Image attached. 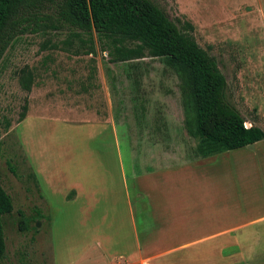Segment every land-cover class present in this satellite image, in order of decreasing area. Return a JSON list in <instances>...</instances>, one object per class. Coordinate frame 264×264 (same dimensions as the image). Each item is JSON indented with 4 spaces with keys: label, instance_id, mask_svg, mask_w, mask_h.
<instances>
[{
    "label": "rangeland",
    "instance_id": "obj_1",
    "mask_svg": "<svg viewBox=\"0 0 264 264\" xmlns=\"http://www.w3.org/2000/svg\"><path fill=\"white\" fill-rule=\"evenodd\" d=\"M150 1L180 29L191 26L187 33L214 58L225 78V100L240 113L244 126L264 132V0ZM41 11L51 17L48 2ZM45 24L49 22L36 31L28 27L16 33L0 58V185L12 203L11 211L1 216L2 264H123L121 258H104L99 246L85 248L87 238L96 233L97 213L86 212L93 200H72V187L64 198H48L59 192L38 182L32 163L38 162L42 181L59 177L57 189L62 188L73 170L71 161L82 159V150L96 148L88 139L92 133L87 134L96 123L108 125L114 136L102 137L109 149L108 157L101 158L122 160L125 169L130 168L128 157L139 174L199 163L204 157L190 134L194 114L188 90L163 57L110 62L94 32L91 38L76 36L78 30ZM25 74L31 79L29 90L20 84ZM258 143L264 147V138ZM213 169L211 174L216 173ZM244 181L236 202L248 208V172ZM126 183L128 201L134 204L142 195ZM213 183L209 190L222 203ZM99 205L104 212L105 205ZM255 208L257 212L264 205L258 202ZM111 211L112 227L128 243L124 204ZM99 215L104 227L106 215ZM222 239L228 236L179 251L165 264H264V234L224 249Z\"/></svg>",
    "mask_w": 264,
    "mask_h": 264
},
{
    "label": "crops",
    "instance_id": "obj_2",
    "mask_svg": "<svg viewBox=\"0 0 264 264\" xmlns=\"http://www.w3.org/2000/svg\"><path fill=\"white\" fill-rule=\"evenodd\" d=\"M90 128L87 134L91 132L92 135H88V139L90 142L95 141L93 145L96 148L93 151L81 149L82 159L71 161L69 168L73 170L69 171L70 178L62 188L57 189L59 177H47L42 181L38 162L32 163L38 182L49 186L50 192H59L56 196L50 194L48 198H64L72 187L75 191L72 200H93L91 208L86 212L97 213L94 218L97 221L96 233L87 238L85 248L99 246L104 258H121L123 264H165L175 258V253L217 237L228 236L227 240L221 241L223 249L242 246L243 242L250 239H261L264 234V208L255 212L258 202L264 205V147L259 141L204 157L196 164L187 163L139 174L129 157L128 169H125L122 160L109 162L101 158L108 157L109 149V143H104L102 137L110 134L114 139L108 133V125L96 123ZM220 167V171L215 169ZM211 168L216 173L211 174ZM247 172L252 178L249 188L252 201L248 208H243L236 201L242 196L241 180L244 181ZM128 180L133 192L142 195L134 204L128 201ZM212 182L214 187L217 186V200H222V203L215 202L216 194L209 190L208 185ZM197 183L202 184V189L194 192ZM183 186L186 187L184 191L171 190L172 187ZM101 203L106 207L104 212L101 211ZM121 203L125 206L124 222L127 225L128 243L118 236L109 218L113 213L111 209ZM101 213L106 215L104 227L100 222ZM250 226L254 229H246Z\"/></svg>",
    "mask_w": 264,
    "mask_h": 264
},
{
    "label": "trees",
    "instance_id": "obj_3",
    "mask_svg": "<svg viewBox=\"0 0 264 264\" xmlns=\"http://www.w3.org/2000/svg\"><path fill=\"white\" fill-rule=\"evenodd\" d=\"M44 2L50 4L51 17L41 11ZM42 21L53 29L78 30L76 36L91 38L94 32L110 62L145 55L165 58L187 87L194 114L190 134L202 157L264 138L260 127L244 126L240 113L225 100V78L214 58L187 33L191 26L186 23L180 29L150 0H0V58L16 33L28 27L36 31ZM20 84L29 90L30 77L25 74ZM11 209V199L0 185V264L5 252L1 216Z\"/></svg>",
    "mask_w": 264,
    "mask_h": 264
}]
</instances>
